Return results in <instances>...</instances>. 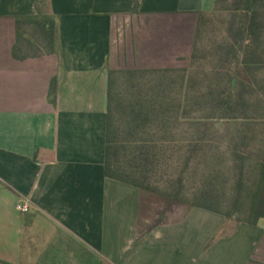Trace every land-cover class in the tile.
I'll return each instance as SVG.
<instances>
[{
  "label": "crops",
  "instance_id": "obj_1",
  "mask_svg": "<svg viewBox=\"0 0 264 264\" xmlns=\"http://www.w3.org/2000/svg\"><path fill=\"white\" fill-rule=\"evenodd\" d=\"M135 3L48 0L57 51L22 60L17 17L36 0H0V264H264V183L253 222L225 233L200 207L142 228V190L105 174L109 69L186 66L198 13L216 6Z\"/></svg>",
  "mask_w": 264,
  "mask_h": 264
},
{
  "label": "trees",
  "instance_id": "obj_2",
  "mask_svg": "<svg viewBox=\"0 0 264 264\" xmlns=\"http://www.w3.org/2000/svg\"><path fill=\"white\" fill-rule=\"evenodd\" d=\"M140 1L136 0L135 10H138ZM47 2L36 0V14L17 17V38L13 47L16 59L56 53L59 27L56 16L46 10ZM216 7L228 14V39L220 45L223 59L213 71L212 83L199 94L190 92L193 81L186 75L188 69L185 67L109 69L105 174L141 190L158 193L168 205L200 207L221 213L231 220L236 210L224 209L212 179L190 194L186 193L182 171L178 177L166 179L164 187L154 179L156 175L163 178L162 164L169 158L166 154L171 147L180 151L187 146L193 154L203 146L209 134V120L242 118L250 121L253 118L248 112L256 82L254 70L264 67V50L261 49L264 0H216ZM208 13H198L196 36L189 58L192 63L200 34L209 20ZM226 62L229 65L227 68L223 64ZM174 73L181 75L174 76ZM58 90V78L54 77L49 90V100L54 105L58 102ZM199 111L204 112L203 119L206 121L194 123L199 126L197 137L184 144L166 136L165 133L177 124L182 113ZM246 124L248 126L250 122ZM201 125H204L202 130ZM156 128L159 132H166L158 136L153 131ZM250 131L249 128L248 132L243 131L240 137L242 145L246 143ZM236 141H239L237 137ZM191 157V154L187 156L186 164ZM263 183L264 162L255 188L249 189L244 197L243 176L239 179L238 197L233 204L237 210L246 212L245 216L237 219L239 222H253Z\"/></svg>",
  "mask_w": 264,
  "mask_h": 264
},
{
  "label": "rangeland",
  "instance_id": "obj_3",
  "mask_svg": "<svg viewBox=\"0 0 264 264\" xmlns=\"http://www.w3.org/2000/svg\"><path fill=\"white\" fill-rule=\"evenodd\" d=\"M208 13L209 20L206 22L199 40L198 50L194 62L189 59L185 68L188 69L187 76L192 78L193 87L190 92L199 94L200 90L206 89V85L212 83L213 71L215 67L222 63V52L220 45L227 41L226 17L227 12L216 9ZM261 49L264 50V35L261 43ZM225 68L229 67L223 63ZM222 64V65H223ZM174 76H180L174 73ZM255 86L252 102L248 114L253 118L250 121L244 119L237 120H209V134L203 146L195 153L186 146L185 149L175 150L172 147L167 152L168 159L162 164V176L156 175L154 179L159 181L161 186H165V180L169 177H178L182 171L185 178L186 193L203 188V186L212 179L216 183L215 188L223 200L224 209L236 210L234 218L229 220L225 215L226 223L222 230L229 232L230 228L243 223L237 219L245 216L246 212L237 210L234 202L238 197V182L243 176L244 188L243 197L249 189H254L261 172V165L264 162V67L254 70ZM191 82H189L190 85ZM197 88V89H196ZM199 90V92H198ZM201 111L192 114H185L179 117L177 124L169 132H159L158 128L153 131L158 135L163 133L169 139L176 138L182 143H188L192 138L199 135V126L195 125L197 121L203 119ZM250 122V124H247ZM199 123V122H198ZM204 125H201V130ZM250 131V136L246 143L242 145L240 137L243 131ZM236 137L239 141H236ZM241 153V154H239ZM192 155L189 164H186L188 155ZM164 172V173H163ZM144 201L142 206V219L140 227H148L152 224L165 222V214L177 210L191 208L189 205L169 204L158 194L151 191L142 190ZM245 209V208H243ZM221 214V213H220ZM173 215V216H174ZM223 215V214H222ZM167 217V216H166ZM215 241V236L210 240V245Z\"/></svg>",
  "mask_w": 264,
  "mask_h": 264
},
{
  "label": "built area",
  "instance_id": "obj_4",
  "mask_svg": "<svg viewBox=\"0 0 264 264\" xmlns=\"http://www.w3.org/2000/svg\"><path fill=\"white\" fill-rule=\"evenodd\" d=\"M17 209L22 212L23 214H26L29 212L30 210V206L28 203H24V204H19L17 205Z\"/></svg>",
  "mask_w": 264,
  "mask_h": 264
}]
</instances>
